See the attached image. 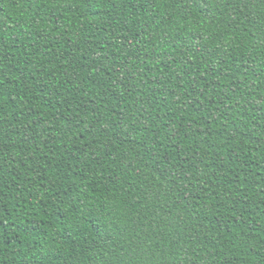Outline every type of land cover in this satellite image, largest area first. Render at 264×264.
Listing matches in <instances>:
<instances>
[{
  "label": "trees",
  "instance_id": "trees-1",
  "mask_svg": "<svg viewBox=\"0 0 264 264\" xmlns=\"http://www.w3.org/2000/svg\"><path fill=\"white\" fill-rule=\"evenodd\" d=\"M0 264H264V0H0Z\"/></svg>",
  "mask_w": 264,
  "mask_h": 264
}]
</instances>
